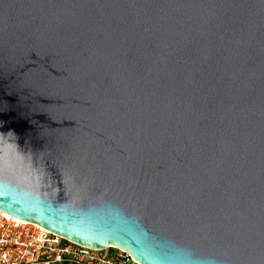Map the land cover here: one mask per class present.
<instances>
[{
	"label": "water",
	"instance_id": "water-1",
	"mask_svg": "<svg viewBox=\"0 0 264 264\" xmlns=\"http://www.w3.org/2000/svg\"><path fill=\"white\" fill-rule=\"evenodd\" d=\"M0 210L264 264V0H0Z\"/></svg>",
	"mask_w": 264,
	"mask_h": 264
},
{
	"label": "built area",
	"instance_id": "built-area-1",
	"mask_svg": "<svg viewBox=\"0 0 264 264\" xmlns=\"http://www.w3.org/2000/svg\"><path fill=\"white\" fill-rule=\"evenodd\" d=\"M0 264H141L116 246H86L0 210Z\"/></svg>",
	"mask_w": 264,
	"mask_h": 264
}]
</instances>
